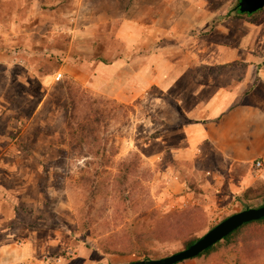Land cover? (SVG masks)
I'll return each instance as SVG.
<instances>
[{
	"label": "rangeland",
	"instance_id": "374dc122",
	"mask_svg": "<svg viewBox=\"0 0 264 264\" xmlns=\"http://www.w3.org/2000/svg\"><path fill=\"white\" fill-rule=\"evenodd\" d=\"M200 1L0 0V219L11 230L15 223L22 226L8 245L38 255L17 264H47L48 257L53 264H76L80 255L86 262L94 256L105 264L120 256L134 262L143 260L145 251L152 259L161 258L184 249L181 240L150 238V230L171 212L197 208L193 235L202 237L227 217L264 204V180L247 194L227 195L220 187L224 168L214 165V154L204 157L201 151L193 160L189 152L186 160L175 158L177 147L182 148L181 124L191 120L159 86H147L146 96H138L126 86L97 83L102 64L110 68L105 78L113 74L115 60L128 61L122 45H138L135 54L143 55V23L162 13L182 17L180 29L190 24L189 13L208 14V20L202 17L194 27L175 32L187 35L182 44L190 37L234 43L239 27L230 23L244 17L235 11L239 0ZM247 19L252 24L259 20ZM177 20L158 22L165 26ZM131 21L140 34L129 40ZM165 40L173 42L169 35ZM195 86L181 84L173 91L185 99ZM118 92L123 97L113 98ZM72 101L78 121L93 118L97 109L104 112L100 133L87 140L83 155L68 135L65 104ZM158 136L166 138L167 150L150 159L145 144ZM104 143L106 157L95 155ZM125 162L134 168L133 186L122 193L119 173ZM259 174L263 179L264 171ZM93 184L99 189L90 208ZM186 261L182 264H264V223Z\"/></svg>",
	"mask_w": 264,
	"mask_h": 264
},
{
	"label": "crops",
	"instance_id": "0c3cea01",
	"mask_svg": "<svg viewBox=\"0 0 264 264\" xmlns=\"http://www.w3.org/2000/svg\"><path fill=\"white\" fill-rule=\"evenodd\" d=\"M184 1L201 3L200 0ZM162 14L150 23H143V55L135 54L138 45H122L120 48L128 53V61L115 60L111 65L113 74L105 78L104 74L110 68L102 64L104 74L98 76L97 83H111L117 88L126 86L129 92L138 96L142 92L146 96L147 86H159L163 94L179 103L182 112L191 120L181 124L182 148L177 147L175 158L186 160L191 157L194 160L201 151L204 157L214 154L217 158L214 165L224 168L219 173L223 181L218 184L221 182L220 187L227 195H240L264 180L259 174L264 171V9L253 15L239 13L247 17H239L236 23H230L234 29L239 28L234 33L235 42L226 45L198 37H190L188 43H180L187 35H176L175 32L184 31L189 25L194 27L202 17L208 20V14L199 11L189 13L191 22L184 26L185 29H180L178 21L183 18L176 13ZM253 16L259 20L252 24L247 18ZM164 17L178 20L164 26L158 22ZM134 22L128 23L129 40L139 33ZM168 35L175 43H167L165 39ZM157 39H163L161 44L153 45ZM174 52L184 54L183 59L170 57ZM189 83L197 86L190 89L185 99L180 93H174L173 88L178 90V85ZM122 97L119 92L113 93V98ZM165 112L163 110L161 116L167 122L169 119ZM176 114L181 115L179 110ZM167 144L165 137L158 136L145 144L144 153L150 159H156L166 152ZM189 152L193 155L189 156ZM257 161H263L262 170L255 168ZM216 169L213 168L214 173ZM7 224L8 221L0 219V264H17L32 257L38 259V255H28V248L14 249L8 245L16 234L21 233L22 226L15 223L14 230H11ZM84 258L85 255H80L76 264H105L99 263L96 256L87 262L83 261ZM128 262L120 256L113 264ZM184 262L187 261L178 264Z\"/></svg>",
	"mask_w": 264,
	"mask_h": 264
},
{
	"label": "trees",
	"instance_id": "16d2710c",
	"mask_svg": "<svg viewBox=\"0 0 264 264\" xmlns=\"http://www.w3.org/2000/svg\"><path fill=\"white\" fill-rule=\"evenodd\" d=\"M237 11V10H235ZM76 103L72 101L70 104H65V110L67 111L65 118L67 120L68 125V135L71 141V146L76 151L78 150L80 154H84V146L85 144H88V141L90 138H96L100 133V127L101 121L104 117V112L97 109L95 112V116L92 117H85L82 121L76 120L73 113H71V110H75ZM74 112V111H73ZM103 116V117H102ZM108 154L107 145L104 143V145H100L97 147V151L95 155L99 156L102 155L103 157H106ZM133 167L131 166L130 162H125L121 164L120 167V173H119V188L121 189L122 193L124 192L125 188H128L129 186H133L132 183V173ZM143 187V185H141ZM264 187V185H263ZM90 194H89V207H93V203L97 199V191L99 189V186L96 184H93L90 188ZM254 190L253 188L247 189L245 192L246 194ZM264 191V188H263ZM264 194V192H263ZM264 196V195H263ZM249 208V207H248ZM247 208V209H248ZM200 214L199 210L197 208H190L187 211L184 212H171V214L166 218L165 220L160 221L155 225V227L150 230V238L152 239H158L162 241H169V240H181L183 243L184 249L191 246L193 243H195L199 238L198 236L193 235L195 233L196 229L193 227L194 220L197 219V215ZM264 218L256 221H252L249 223L244 224L242 227L225 237L223 240L215 244L214 246L210 247L203 253L199 254L197 257H201L203 255H206L210 251H212L214 248H216L218 245H220L223 242H231L233 239L237 238L242 230L244 228H247L249 226H253L255 224H263ZM137 239L140 240V236L137 235ZM152 253L150 252H143L142 259H152L151 257ZM194 259V258H193ZM190 260V259H189ZM186 261V260H185ZM183 262V261H182ZM104 264V263H100Z\"/></svg>",
	"mask_w": 264,
	"mask_h": 264
},
{
	"label": "water",
	"instance_id": "95a60500",
	"mask_svg": "<svg viewBox=\"0 0 264 264\" xmlns=\"http://www.w3.org/2000/svg\"><path fill=\"white\" fill-rule=\"evenodd\" d=\"M264 9V0H239L235 7L240 14L253 15ZM264 218V204L257 208H248L237 212L199 238L191 246L171 255L156 258L143 259L122 264H178L182 261L193 259L214 246L225 237L242 227L244 224Z\"/></svg>",
	"mask_w": 264,
	"mask_h": 264
},
{
	"label": "built area",
	"instance_id": "2783aa9c",
	"mask_svg": "<svg viewBox=\"0 0 264 264\" xmlns=\"http://www.w3.org/2000/svg\"><path fill=\"white\" fill-rule=\"evenodd\" d=\"M263 167V161H257L256 163H255V168L256 169H261ZM51 259L48 257L47 258V264H51L52 263V261H50ZM53 264V263H52Z\"/></svg>",
	"mask_w": 264,
	"mask_h": 264
}]
</instances>
